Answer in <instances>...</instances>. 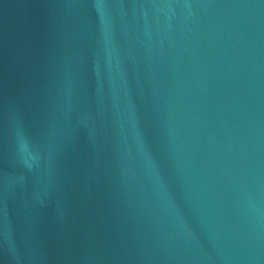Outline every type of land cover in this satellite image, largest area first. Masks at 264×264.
Wrapping results in <instances>:
<instances>
[{
  "label": "water",
  "instance_id": "obj_1",
  "mask_svg": "<svg viewBox=\"0 0 264 264\" xmlns=\"http://www.w3.org/2000/svg\"><path fill=\"white\" fill-rule=\"evenodd\" d=\"M0 264H264V0H0Z\"/></svg>",
  "mask_w": 264,
  "mask_h": 264
}]
</instances>
